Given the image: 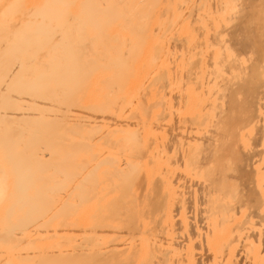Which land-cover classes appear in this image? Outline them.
Here are the masks:
<instances>
[{"label":"bare ground","instance_id":"bare-ground-1","mask_svg":"<svg viewBox=\"0 0 264 264\" xmlns=\"http://www.w3.org/2000/svg\"><path fill=\"white\" fill-rule=\"evenodd\" d=\"M0 264H264V0H0Z\"/></svg>","mask_w":264,"mask_h":264}]
</instances>
